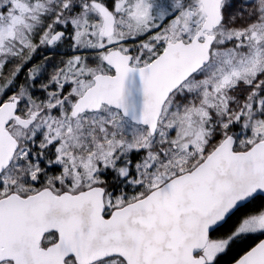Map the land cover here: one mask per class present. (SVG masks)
Returning <instances> with one entry per match:
<instances>
[{"label": "snow or ice", "instance_id": "obj_1", "mask_svg": "<svg viewBox=\"0 0 264 264\" xmlns=\"http://www.w3.org/2000/svg\"><path fill=\"white\" fill-rule=\"evenodd\" d=\"M0 264H264V0H0Z\"/></svg>", "mask_w": 264, "mask_h": 264}]
</instances>
